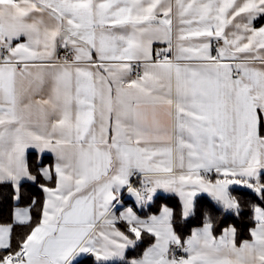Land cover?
I'll return each instance as SVG.
<instances>
[{
    "label": "snow or ice",
    "instance_id": "6c2138e0",
    "mask_svg": "<svg viewBox=\"0 0 264 264\" xmlns=\"http://www.w3.org/2000/svg\"><path fill=\"white\" fill-rule=\"evenodd\" d=\"M258 17L264 0H0V183L13 185L16 199L25 180L55 184L40 185L34 226L29 209L16 211L30 231L15 244L14 225H0V264H78L86 255L95 264H264L260 206L239 245L234 225L213 235L207 212L187 239L167 206L147 219L132 208L113 212L123 190L141 208L158 190L176 193L185 218L197 193L237 215L233 191L264 201ZM154 41L167 48L154 54ZM58 47L68 50L62 62ZM133 61L144 69L135 79ZM46 152L54 165L43 164ZM142 234L154 242L127 259Z\"/></svg>",
    "mask_w": 264,
    "mask_h": 264
},
{
    "label": "trees",
    "instance_id": "16d2710c",
    "mask_svg": "<svg viewBox=\"0 0 264 264\" xmlns=\"http://www.w3.org/2000/svg\"><path fill=\"white\" fill-rule=\"evenodd\" d=\"M28 161L32 168L33 174H36V169L39 165L36 162V155L31 153L28 155ZM44 165H52L51 157L44 156ZM41 184L53 186V181L45 180L43 177H38L36 182H25L19 189V199H16L15 187L9 183H0V225L13 224L14 225V240L15 244L22 236L30 231L28 225L14 224L13 216L17 208H30L32 215V225L41 218V209L44 201V192L40 187ZM233 195L237 196L241 210L239 215L228 212L217 206L213 200L207 196H200L195 200V212L186 219L182 216V206L180 202L174 197L158 196L148 206V210L152 213H157L164 205L170 207L173 211V226L177 234L186 239L194 229L202 227L204 213L207 212L213 219L215 236L221 235V230L234 225L236 228V242L240 244L244 240L250 239L249 230L255 226L253 219V205L264 208V201L260 200L258 196L248 189H240L233 191ZM122 229H126L125 225H120ZM152 238L147 236L137 245V247L130 251L127 259L139 257L143 250L149 246ZM78 264H95L92 257H86L79 261Z\"/></svg>",
    "mask_w": 264,
    "mask_h": 264
},
{
    "label": "crops",
    "instance_id": "0c3cea01",
    "mask_svg": "<svg viewBox=\"0 0 264 264\" xmlns=\"http://www.w3.org/2000/svg\"><path fill=\"white\" fill-rule=\"evenodd\" d=\"M238 19V21H239V18H237ZM253 26L254 27H257V28H259V27H261V26H264V17H258L256 20H254V22H253ZM232 30V28H231V26H229L228 28H226V31H231ZM192 42L193 43H196V42H198V40H197V38H193V40H192ZM214 42H215V40H213V42H212V50H213V54H215V52H214V49H213V45H214ZM173 46H175V39L173 40ZM165 48H167V44L166 43H164V42H162V41H154L153 42V45H152V49H153V53L155 54V52H157V51H161V50H163V49H165ZM58 49V48H57ZM174 56H175V48L173 47V51L172 52H170L169 53V55H168V57H169V59H173L174 58ZM56 57H57V53H56ZM135 63V61H133L132 62V64H134ZM257 67H259V64H257L256 65ZM140 70H141V75L143 74V66L141 65L140 66ZM133 69H132V73H131V78L132 79H135L133 76H132V74H133ZM48 91H49V89H48V87L47 86H45V89H44V92L43 93H41V95H43V96H47V94H48ZM39 98V97H38ZM31 153H34L35 154V152H34V150H29L28 151V155L29 154H31ZM44 156H47V157H51V159H52V161H53V164L52 165H54L55 164V154L54 153H50V152H46L45 154H44ZM28 157V156H27ZM136 175H138L139 177H140V181H141V179L143 178L140 174H136ZM208 175V177L209 178H214V176H215V174L214 173H209V174H207ZM25 182H32V181H27V180H25L24 182H22V184L23 183H25ZM13 186V185H12ZM55 186V184L53 185V186H50V187H54ZM233 188H236V187H238V186H232ZM242 189V188H241ZM244 189V188H243ZM231 190V189H230ZM249 190V189H248ZM45 196H46V194L44 193V199H45ZM129 196V194L127 193V191L126 190H123L122 191V193L121 194H119V196H118V200H119V202L117 203V202H114V208H113V212H114V214L115 215H117V216H119L120 215V213H122V212H124V211H126L128 208H132V210H133V212L139 217V218H141V219H147L148 217H150V216H152V215H160V213H161V211H162V208L163 207H165L166 205H164V206H162L161 208H160V210L157 212V213H152L151 211H149L148 210V206L153 202V200L156 198V197H158V196H165V197H174V198H176L179 202H180V204H181V206H182V201H181V199H180V197H179V195L178 194H176V193H168V192H165V191H163V190H158V194H157V196L149 203V204H147L146 206H144L143 208H141L138 204H136V202H135V198H133V197H128ZM200 196H207V197H209L211 200H212V198L207 194V193H197V196L194 198V203H195V200L198 198V197H200ZM168 207V206H167ZM169 209H171L170 207H168ZM23 209H29V211H30V215H31V209L30 208H17L16 210H15V212H14V216H13V220H14V224H16V225H20V224H18V223H16L15 222V213H16V211L17 210H23ZM172 210V209H171ZM227 211V210H226ZM228 212H230V211H228ZM231 213H234V212H231ZM193 214H191V215H189L186 219H188V218H190L191 216H192ZM31 217H32V215H31ZM185 218V217H184ZM120 225H125L126 226V222L125 221H122V220H118L117 221V224H116V226L121 230V231H126V229L124 230V229H122L121 227H120ZM23 226V225H22ZM255 227V226H254ZM196 229H198V228H196ZM195 230V229H194ZM143 235V239L144 238H146L148 235H146V234H142ZM191 235V234H190ZM189 235V236H190ZM213 235H214V233H213ZM188 236V237H189ZM215 236V235H214ZM220 236V235H219ZM219 236H216L217 238H219ZM187 237V238H188ZM152 238V237H151ZM186 238V239H187ZM235 239H236V237H235ZM142 241V240H141ZM141 241H139L138 242V244L141 242ZM154 241H153V238H152V242L151 243H153ZM137 244V245H138ZM151 245V244H150ZM149 245V246H150ZM237 245H239V244H237ZM149 246H147V247H149ZM137 247V246H136ZM146 247V248H147ZM145 248V249H146ZM135 249V248H134ZM134 249H128L127 250V257H128V255H129V253H130V251H132V250H134ZM144 249V250H145ZM143 250V251H144ZM143 253V252H142ZM141 253V254H142ZM86 257H92L91 255H86V256H84V257H82L79 261H81V260H83L84 258H86ZM93 258V257H92ZM94 259V258H93ZM78 261V262H79Z\"/></svg>",
    "mask_w": 264,
    "mask_h": 264
},
{
    "label": "built area",
    "instance_id": "2783aa9c",
    "mask_svg": "<svg viewBox=\"0 0 264 264\" xmlns=\"http://www.w3.org/2000/svg\"><path fill=\"white\" fill-rule=\"evenodd\" d=\"M222 43V42H221ZM217 47V42L215 41L214 42V45H213V49H214V52H215V49ZM68 50L67 49H64L63 47H58L56 53H57V57L56 59L59 60V61H63L64 57H65V53L67 52ZM156 53V52H155ZM169 58V57H168ZM133 74L132 76L134 78H136L137 74H140L141 75V70H140V67H136V62L133 64ZM130 182L132 183V185L134 187H139L140 186V177L138 175H133L131 178H130ZM182 254V253H181Z\"/></svg>",
    "mask_w": 264,
    "mask_h": 264
},
{
    "label": "rangeland",
    "instance_id": "374dc122",
    "mask_svg": "<svg viewBox=\"0 0 264 264\" xmlns=\"http://www.w3.org/2000/svg\"><path fill=\"white\" fill-rule=\"evenodd\" d=\"M128 197H131L130 195ZM134 198V197H133Z\"/></svg>",
    "mask_w": 264,
    "mask_h": 264
}]
</instances>
